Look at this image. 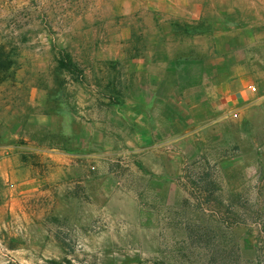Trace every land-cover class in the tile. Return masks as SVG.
I'll return each mask as SVG.
<instances>
[{"label":"rangeland","instance_id":"rangeland-1","mask_svg":"<svg viewBox=\"0 0 264 264\" xmlns=\"http://www.w3.org/2000/svg\"><path fill=\"white\" fill-rule=\"evenodd\" d=\"M263 102L264 0H0V264H264Z\"/></svg>","mask_w":264,"mask_h":264},{"label":"crops","instance_id":"crops-1","mask_svg":"<svg viewBox=\"0 0 264 264\" xmlns=\"http://www.w3.org/2000/svg\"><path fill=\"white\" fill-rule=\"evenodd\" d=\"M247 84L248 83L246 82L241 83L235 91L231 92L230 94L228 93L226 96L218 100V111L232 112L237 110H243L244 114H249V110H252L251 108L256 102V98L254 96V93L250 92L249 90L251 86H248ZM246 117L248 116L245 115L244 119Z\"/></svg>","mask_w":264,"mask_h":264},{"label":"built area","instance_id":"built-area-1","mask_svg":"<svg viewBox=\"0 0 264 264\" xmlns=\"http://www.w3.org/2000/svg\"><path fill=\"white\" fill-rule=\"evenodd\" d=\"M249 90H250V92L255 93L257 88H256V86H251Z\"/></svg>","mask_w":264,"mask_h":264},{"label":"trees","instance_id":"trees-1","mask_svg":"<svg viewBox=\"0 0 264 264\" xmlns=\"http://www.w3.org/2000/svg\"><path fill=\"white\" fill-rule=\"evenodd\" d=\"M66 58H68V56H66ZM66 58H65V59H66Z\"/></svg>","mask_w":264,"mask_h":264}]
</instances>
